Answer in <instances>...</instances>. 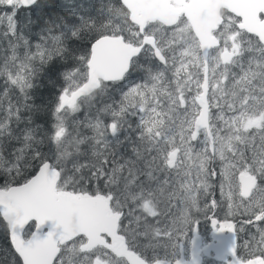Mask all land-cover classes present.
<instances>
[{"label":"snow or ice","instance_id":"obj_1","mask_svg":"<svg viewBox=\"0 0 264 264\" xmlns=\"http://www.w3.org/2000/svg\"><path fill=\"white\" fill-rule=\"evenodd\" d=\"M41 3L0 0V264H183L221 204L259 236L211 219L231 264H264V0Z\"/></svg>","mask_w":264,"mask_h":264},{"label":"trees","instance_id":"obj_2","mask_svg":"<svg viewBox=\"0 0 264 264\" xmlns=\"http://www.w3.org/2000/svg\"><path fill=\"white\" fill-rule=\"evenodd\" d=\"M96 0H42L40 5L34 6L32 9H24L21 11V17L31 16L34 19H37L39 24H42L43 21L53 19L55 17H64L68 22H73L75 17L68 15L70 11L77 12L81 16L94 15V5ZM3 14V10H0V15ZM2 54V53H0ZM138 82V78L137 81ZM130 86V85H129ZM80 119H83L85 116L84 112L77 114ZM106 122H110V118H105ZM125 133L121 132L119 137L123 140ZM111 139V137H110ZM130 151V144L125 141L117 149V155H126ZM4 183L3 179H0V186ZM213 197H209L212 199ZM214 198H216L214 194ZM252 238V235L250 236ZM8 240L4 238L3 235H0V249L9 248ZM159 255L161 258L164 256L163 250H160Z\"/></svg>","mask_w":264,"mask_h":264},{"label":"flooded vegetation","instance_id":"obj_3","mask_svg":"<svg viewBox=\"0 0 264 264\" xmlns=\"http://www.w3.org/2000/svg\"><path fill=\"white\" fill-rule=\"evenodd\" d=\"M218 183V181H217ZM219 188L216 187L215 189V196H216V200L219 201L220 196L218 195ZM209 203H211V199L208 200ZM217 219L220 222L223 221H228L231 222L235 225V229H236V251H237V255L238 256H242L244 255V244L246 241H251V235L256 234V238L258 239V233H256V228L251 226V225H246L244 224V217L242 216H235V217H227L225 210L222 206L217 207L215 209H213L212 211L208 212L207 217H205L204 215H200L199 217H197V223L193 225V227H195V232L196 235L198 237V241H199V245H198V257L200 258L199 264H226L230 261L229 257H225L224 260L222 262H216L214 260H212L211 258V253H209L207 256L202 255L200 249L208 244L210 242V223L209 220L210 219ZM264 226V225H262ZM213 227V225H212ZM214 229V227H213ZM215 230V229H214ZM224 233H226V231H224ZM233 235V241H234V234ZM191 237V230H189V232L187 233V241H186V245L184 244V246L181 245V254L182 257L184 259L187 258V250H188V241Z\"/></svg>","mask_w":264,"mask_h":264},{"label":"water","instance_id":"obj_4","mask_svg":"<svg viewBox=\"0 0 264 264\" xmlns=\"http://www.w3.org/2000/svg\"><path fill=\"white\" fill-rule=\"evenodd\" d=\"M223 221L221 223H224ZM228 222V221H227ZM210 223V242L204 245L200 251L202 255L207 256L211 253L212 260L216 262H222L225 257H229L230 261L226 264H231V255L229 253V248L233 243V235L231 232L226 231V233L218 232L213 229L211 219ZM10 246V241H8ZM199 245L198 237L196 232L191 231V237L188 241V250H187V258L184 259L181 254V247L177 252V258L181 259L183 264H199L200 258L198 257L199 250L197 249ZM22 264V261H21Z\"/></svg>","mask_w":264,"mask_h":264},{"label":"rangeland","instance_id":"obj_5","mask_svg":"<svg viewBox=\"0 0 264 264\" xmlns=\"http://www.w3.org/2000/svg\"><path fill=\"white\" fill-rule=\"evenodd\" d=\"M217 187L219 188V186H218V183H217ZM218 195L220 196V193L218 192ZM221 200V197H220V199H219V201ZM221 206L224 208V210H225V213H226V211H227V208H226V204H221ZM237 216H239V215H237ZM189 232V230L186 232V235H185V237L184 238H182V242H181V245L182 246H184V244L186 245V241H187V233Z\"/></svg>","mask_w":264,"mask_h":264}]
</instances>
